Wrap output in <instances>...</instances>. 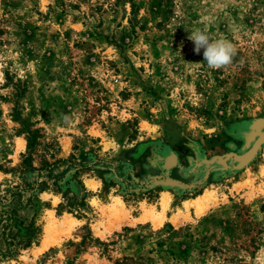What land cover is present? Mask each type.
<instances>
[{"label":"rangeland","instance_id":"obj_1","mask_svg":"<svg viewBox=\"0 0 264 264\" xmlns=\"http://www.w3.org/2000/svg\"><path fill=\"white\" fill-rule=\"evenodd\" d=\"M263 118L264 0H0V264H264Z\"/></svg>","mask_w":264,"mask_h":264},{"label":"clouds","instance_id":"obj_2","mask_svg":"<svg viewBox=\"0 0 264 264\" xmlns=\"http://www.w3.org/2000/svg\"><path fill=\"white\" fill-rule=\"evenodd\" d=\"M189 39L194 42V51L203 49L204 61L210 68H219L232 62L236 54L233 42L224 37L212 38L200 28L192 29Z\"/></svg>","mask_w":264,"mask_h":264},{"label":"water","instance_id":"obj_3","mask_svg":"<svg viewBox=\"0 0 264 264\" xmlns=\"http://www.w3.org/2000/svg\"><path fill=\"white\" fill-rule=\"evenodd\" d=\"M261 126H264V118L255 121V122L253 123V125L251 126V130L257 132L258 128L261 127ZM253 133H254V132H253ZM259 136H260L261 139L264 138V133L259 134ZM251 154H252V150L249 151V152H247L245 155H243V156H241V157H240V156H234V157H235V159L239 162V165H243V164H246V163L248 162V160H249ZM167 182H168L169 184H176V182L173 181V180H168Z\"/></svg>","mask_w":264,"mask_h":264},{"label":"bare ground","instance_id":"obj_4","mask_svg":"<svg viewBox=\"0 0 264 264\" xmlns=\"http://www.w3.org/2000/svg\"><path fill=\"white\" fill-rule=\"evenodd\" d=\"M88 182V184H90V182L89 181H87ZM167 195H169V194H167ZM208 196V195H207ZM161 204H162V206L163 207H165V205H166V199H165V197L164 198H162L161 199ZM201 205V204H200ZM187 206V205H186ZM203 206V205H202ZM110 209V208H109Z\"/></svg>","mask_w":264,"mask_h":264}]
</instances>
